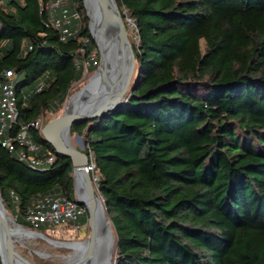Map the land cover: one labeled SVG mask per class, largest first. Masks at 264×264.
Returning a JSON list of instances; mask_svg holds the SVG:
<instances>
[{
	"label": "trees",
	"instance_id": "1",
	"mask_svg": "<svg viewBox=\"0 0 264 264\" xmlns=\"http://www.w3.org/2000/svg\"><path fill=\"white\" fill-rule=\"evenodd\" d=\"M47 2L0 1V72L17 74L13 131L59 109L82 60L96 66L83 0H67L78 35L66 41ZM115 2L136 26L132 90L70 129L113 228L112 264H264V0ZM44 193L74 199L70 160L30 167L0 144V195L17 224L31 227L25 214Z\"/></svg>",
	"mask_w": 264,
	"mask_h": 264
},
{
	"label": "bare ground",
	"instance_id": "2",
	"mask_svg": "<svg viewBox=\"0 0 264 264\" xmlns=\"http://www.w3.org/2000/svg\"><path fill=\"white\" fill-rule=\"evenodd\" d=\"M85 4L87 13L91 18L90 27L94 35L93 39L101 54V61L93 77L90 79V83L75 93L66 104L65 111L67 112H73L78 107L85 106L91 96V91L100 97L116 96L122 84L125 72L124 66L127 63L125 56H123L119 48L116 26L114 24L103 25L95 18L88 0H86ZM106 83L105 88L98 90L101 85ZM73 178L76 194L84 201V205L89 215H91L88 225L90 227L91 224L94 231V239L92 243L88 239L78 242L79 248L77 250L71 248L74 251V256L71 258L70 263L76 262L79 257L84 255L89 245H91L92 257L90 264H111L115 237L101 197L94 185V178L92 177L91 191L86 189L80 169L74 170ZM42 237L49 242H53V240L47 239L44 235ZM33 239L34 236L30 235L21 225L16 223L15 217L5 208L3 201H0V253L4 264H27L20 253V247H24L27 242ZM4 241L8 242V248L12 254L11 262H9L6 256Z\"/></svg>",
	"mask_w": 264,
	"mask_h": 264
},
{
	"label": "built area",
	"instance_id": "3",
	"mask_svg": "<svg viewBox=\"0 0 264 264\" xmlns=\"http://www.w3.org/2000/svg\"><path fill=\"white\" fill-rule=\"evenodd\" d=\"M44 8L48 11L50 24L59 31L61 41L78 35V28L71 27V17L78 18V15L70 13L67 0H48ZM134 27L136 30L135 24ZM90 59L96 64L94 51ZM75 64L78 66L79 61L75 60ZM80 64L85 70L88 61L82 60ZM16 80L17 74L14 69H4L0 72V144L30 167L46 168L53 163L55 153H41L40 147L29 133L30 127L40 130V118L30 124L22 123L13 131L12 125L17 118ZM44 86L45 82L41 80L36 86V91H40ZM83 213V206L75 199L60 193H44L34 196L25 214V220L32 229H38L43 225L48 227V230H62L70 226L78 227L80 224L77 219Z\"/></svg>",
	"mask_w": 264,
	"mask_h": 264
},
{
	"label": "water",
	"instance_id": "4",
	"mask_svg": "<svg viewBox=\"0 0 264 264\" xmlns=\"http://www.w3.org/2000/svg\"><path fill=\"white\" fill-rule=\"evenodd\" d=\"M85 2L86 0H83V5L86 10ZM88 4L95 18L98 19V21H100L103 25L108 26V25L114 24L116 26V34L119 40V48L121 49L123 56H125L127 60V63L124 66L125 72H124V77L122 79V84L120 86L118 94L114 97H111V96L100 97V96L93 94L91 91V96L89 97L85 106L78 107L73 112H67L65 111V108H64L63 112L60 115L53 117L52 119L48 120L40 127V134L43 137V139L48 144L51 145L56 155L68 158L70 160L73 173L75 169L81 170L82 177L85 183V187L88 191H91L92 190V177H91V171H90L91 170L90 158L82 150L81 147L77 148L70 143V129L73 123L82 121V120H90L94 118H99L103 116L107 111L113 109L114 107L123 103L126 100L130 91L132 90L131 83H132V79L135 73V55L132 49L131 42L128 37V32H127L125 23L122 19L120 10L115 0H88ZM86 15L88 17L89 33L93 39L91 28H90L91 18L88 15L87 11H86ZM100 61H101V54H100ZM89 83H90V80L88 81L86 85H88ZM106 85L107 83L104 85H101L98 88V90H100L101 88H105ZM76 137L79 140H81L80 135L76 134ZM73 183H74V178H73ZM74 199L80 205L84 204V201L81 198H79L78 195ZM0 201H2L1 195H0ZM90 217L91 215H89V212H88V221ZM23 227L29 230H35L41 235H44L38 229H32L31 227L28 228L25 226ZM89 228H90V234L87 239L90 241V243H92L94 239V231L91 227V224ZM44 236L47 239H50L46 235ZM56 242H59V241H56ZM75 242H80V241H75ZM7 243H8L7 241H4L3 244H4V247L6 248L5 249L6 256L8 257L9 262H11L12 254L8 248L9 246ZM59 243H74V242L72 241V242H59ZM91 257H92V248H91V245H89V247L85 250V253L83 256L79 257V259L76 262L69 263V264H90ZM0 260H1V263L4 264L1 253H0ZM25 261L27 264H33L31 261H29V259Z\"/></svg>",
	"mask_w": 264,
	"mask_h": 264
},
{
	"label": "rangeland",
	"instance_id": "5",
	"mask_svg": "<svg viewBox=\"0 0 264 264\" xmlns=\"http://www.w3.org/2000/svg\"><path fill=\"white\" fill-rule=\"evenodd\" d=\"M86 11L87 10H85V14ZM123 12L125 13L124 10ZM123 21L125 23L128 32L129 40L137 42L136 30L133 21L128 16H126ZM91 33L92 36L94 37L92 29H91ZM96 50H97L98 58H96L97 62L95 64L96 65L95 69L93 71H88L87 68L83 70V74L81 78L75 83H73V85L70 88L68 97L60 105L59 109L56 112L54 113L48 111L41 112V115L39 116L41 126L48 120L52 119L53 117L60 115L63 112L66 104L70 101V99L74 96V94L77 93L80 89H82V87L85 86L88 83V81L93 77L95 70L100 65V51L97 45H96ZM132 83H133V79H132ZM70 143L77 148L79 147H81L82 149L84 148L82 137L81 140H79L76 137V133L70 132ZM95 178L96 176H94V179ZM72 192H73V198H76L77 195L73 183V172H72ZM82 206L84 209L83 214L86 216V220L83 223H79L80 225L78 227L70 226L62 230H55V229L48 230L47 229L48 227L43 225L40 226V227H44V231L41 232L44 235H46L48 238L55 240L53 242H49L43 239L42 235L36 232L35 230H29L23 227L30 235L34 236V239L32 241L27 242V244H25L24 247H20L21 248L20 253L23 259L24 260L29 259V261H31L33 264H69L71 258L74 256V251L71 248H74L75 250L79 248L78 242L75 241H80V242L84 241L89 237L90 234V228L88 225V212L85 205L83 204ZM13 217H15V215H13ZM56 241L59 242L73 241L74 243H59ZM114 255H115V249L112 255L111 264L113 262Z\"/></svg>",
	"mask_w": 264,
	"mask_h": 264
}]
</instances>
